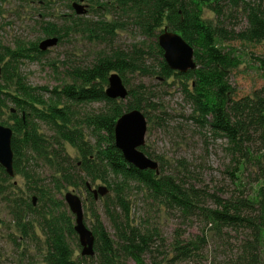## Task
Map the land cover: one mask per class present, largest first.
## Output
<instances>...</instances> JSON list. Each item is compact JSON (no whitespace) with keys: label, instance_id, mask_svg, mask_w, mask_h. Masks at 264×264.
<instances>
[{"label":"trees","instance_id":"16d2710c","mask_svg":"<svg viewBox=\"0 0 264 264\" xmlns=\"http://www.w3.org/2000/svg\"><path fill=\"white\" fill-rule=\"evenodd\" d=\"M88 1L95 12L102 9L118 17L110 21L68 19L61 26L48 22L45 27L47 35H55L61 41L71 32L82 29L96 39L107 40L117 29L125 28L128 20L124 18H127L143 35L155 41L148 50L103 52L94 64L73 67L66 73L70 81L51 90L29 85L18 69L20 61L34 59L33 52L44 54L37 45L30 47L19 42L15 48L0 46V64H3L0 111L9 102L16 106L14 112L10 109V119L14 122L3 124H9L14 131L15 176L22 175L26 181V189L21 188L0 165V195L13 217L10 223L20 231L14 241L20 238L23 242L43 240L46 264H130V261L158 264L155 260L149 263L146 256L158 250L156 239L163 241L161 235L157 230L142 227L130 219L131 204L127 195L135 189L146 194L152 203L162 205L168 211L178 210L187 218L202 213L217 230L248 228L250 237L239 254L227 264H264V86L253 95H236V87L230 78L243 63V52L229 44L237 40L264 44V0ZM205 8L214 12V22L204 17ZM239 11L246 19V26L235 30L229 27L227 19ZM165 27L180 33L194 47L197 68L181 73L168 66L158 42ZM153 52H157L160 61L157 65L146 66V54ZM257 59L264 64V57ZM143 69L165 80L177 78L180 81L184 98L192 106L190 117L196 126L215 137L228 139L235 171L243 160L257 169L249 186L242 185L233 171L238 190L235 189L229 197L216 196L215 206L207 208L203 189L178 175L166 174L164 165L157 173L152 169H138L125 159L115 143L117 119L125 112L140 109L150 120L152 111L160 107L151 103L144 86L129 88L127 102L126 99L108 97L106 89L113 72H119L124 80L127 72ZM11 83L14 91L9 89ZM124 83L127 85L126 80ZM92 102H102L106 109L88 114L84 121L78 120L79 111L75 106ZM39 122L52 129L54 136L41 132ZM88 128L93 142L85 136ZM64 144H70L78 151V161L72 163L71 157L61 155L59 149ZM142 150L151 157L145 147ZM38 158L51 168L52 187L44 183L36 167L31 165L33 159L38 164ZM90 179L102 180L115 194L113 206L107 196L105 207L116 229L117 240L111 237L100 216L94 212L95 254L77 256L74 245L79 248L81 245L73 217L64 210L65 202L56 199L54 193H61L67 185L82 186L90 202L94 203L95 198L87 185ZM240 186L247 188L248 192ZM117 210H120L119 215L114 213ZM39 229H42L44 238L39 235ZM205 241L203 238L185 243L176 239L171 261L194 258Z\"/></svg>","mask_w":264,"mask_h":264},{"label":"rangeland","instance_id":"374dc122","mask_svg":"<svg viewBox=\"0 0 264 264\" xmlns=\"http://www.w3.org/2000/svg\"><path fill=\"white\" fill-rule=\"evenodd\" d=\"M75 2L85 5L88 9L87 13L77 14L73 7ZM115 17H118L117 14L102 9L95 12L88 0H0V46L15 48L21 42L30 47L33 44L39 47L42 41L55 36L47 35L45 27L48 22L61 26L68 19L110 21ZM204 17L215 21V14L209 8L204 9ZM124 19L128 20L125 28L117 29L114 35L108 36L107 40L96 39L88 32H83L82 29L74 31L61 41L58 39L55 46L43 50L44 54L33 52L34 59L20 61L18 69L25 75L29 85L39 88L48 87L51 90L70 81L66 73L73 67L90 66L103 52L109 53L112 50L132 52L135 48L148 50L155 39L143 35L139 29L131 25L130 19ZM227 24L232 29L241 30L246 26V19L239 11L227 19ZM229 44L243 52V63L234 70L230 78L231 83L236 87V95L238 97L253 95L256 90L264 86V64L261 65L257 59V57H264V44H250L238 40ZM145 58L146 66L157 65L160 61L157 52L146 54ZM0 67L2 68L3 64H0ZM125 80L128 90L139 85L144 86L143 89L147 91L151 103L160 107L152 111L153 118L148 120L146 144L142 146L151 154V158L159 162V170L162 169L161 165H164L166 174L178 175L180 179L183 178L184 181L194 184L196 188L203 189V201L207 208L215 206L216 196L229 197L237 189L233 171L242 185L251 183L250 180L255 177L257 169L250 164L247 165V162L243 160L239 169L235 171L228 139L215 137L210 132L203 131L196 126L190 117L192 106L185 100L177 78L165 80L160 75L143 69L134 73L127 72L126 79L123 81ZM9 89L15 90L12 83ZM45 97H48V94H45ZM125 101L127 102V99ZM7 105L0 111L1 124L14 122L10 119V109L15 111L16 106L11 102ZM105 106L102 102L75 106L76 111H79L78 120L84 121L88 114L99 113L106 109ZM158 117L159 123H157ZM39 124H41V132L46 133L47 136H54L53 130L46 124L42 122ZM3 125L9 126V124ZM89 129L85 136L93 142L94 138ZM59 150L65 158L71 157L72 163L76 162V159L78 161L80 157L78 151L70 144L60 146ZM36 164L33 159L31 165L36 167L44 183L52 187L51 168L39 158ZM13 181L26 189V181L22 175H16ZM88 183L91 189L106 186L109 191L105 196H99L98 199L94 197L95 202L93 203L90 202L84 187L67 185L61 193H54V197L65 202L66 206L63 208L73 217L75 225L76 216L71 212L65 195L67 192H73L80 196L84 207L85 224L91 230L93 229L96 222L93 215L95 212L100 216L107 232L114 240H117L116 229L105 207L107 198H110L108 202L111 207L113 206L115 194L108 184L100 179L96 181L90 179ZM242 189L248 192L247 188ZM127 198L131 204L130 219L142 227L146 226L152 231L157 230L163 239V241L156 239L158 250L146 256L149 263L155 260L158 264H227L239 254L242 245L251 235V231L246 227L238 230L227 227L217 230L212 223L207 222L204 214L199 212L187 218L178 210L168 211L164 206L152 203L146 194L137 192L135 189L128 193ZM114 213L119 215L120 210ZM12 219L7 202L0 195V264H46L44 241L30 239L23 242L21 238L14 241L20 231L13 223H10ZM38 233L44 238L42 229H39ZM203 238L206 241L204 245H201V250H197V256L190 260L171 261L172 256L175 255L173 243L176 239L187 243L190 240L197 241ZM74 248L77 256L82 254V246L79 248L74 245ZM130 264L135 263L130 261Z\"/></svg>","mask_w":264,"mask_h":264},{"label":"water","instance_id":"95a60500","mask_svg":"<svg viewBox=\"0 0 264 264\" xmlns=\"http://www.w3.org/2000/svg\"><path fill=\"white\" fill-rule=\"evenodd\" d=\"M74 9L77 14H85L88 9L85 5L74 3ZM160 47L164 51L166 63L172 70L181 73H187L197 68L195 60V49L189 44L184 37L168 27H165L158 36ZM58 43V37H50L40 44V50H46L48 47L55 46ZM2 68L0 67V77ZM129 90L125 85L123 78L119 73H112L109 76V85L106 94L112 99H126ZM148 131V119L145 113L140 109H133L122 114L115 124V143L122 151L125 159L141 170L152 169L159 173V162L148 156L142 146L146 144V134ZM13 129L0 123V165H2L7 173L15 176L14 171V151L12 149ZM96 199L99 196H105L109 189L106 186H100L98 189H91ZM66 202L70 210L76 216L75 230L79 236L82 246L83 255H94L95 234L84 222V207L80 196L73 192H67L65 195ZM36 197L33 198L34 204Z\"/></svg>","mask_w":264,"mask_h":264},{"label":"flooded vegetation","instance_id":"af4514ba","mask_svg":"<svg viewBox=\"0 0 264 264\" xmlns=\"http://www.w3.org/2000/svg\"><path fill=\"white\" fill-rule=\"evenodd\" d=\"M52 1V0H51ZM74 1V0H73ZM39 49H40V47H39ZM14 112V111H13ZM23 116H24V113H23Z\"/></svg>","mask_w":264,"mask_h":264},{"label":"bare ground","instance_id":"6f19581e","mask_svg":"<svg viewBox=\"0 0 264 264\" xmlns=\"http://www.w3.org/2000/svg\"><path fill=\"white\" fill-rule=\"evenodd\" d=\"M169 66V65H168Z\"/></svg>","mask_w":264,"mask_h":264}]
</instances>
